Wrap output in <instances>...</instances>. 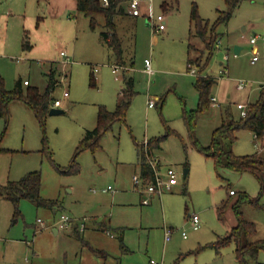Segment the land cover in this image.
Segmentation results:
<instances>
[{
  "label": "rangeland",
  "instance_id": "obj_1",
  "mask_svg": "<svg viewBox=\"0 0 264 264\" xmlns=\"http://www.w3.org/2000/svg\"><path fill=\"white\" fill-rule=\"evenodd\" d=\"M164 1L170 4L168 8ZM46 2L30 0L25 10L22 0L17 3L20 15L17 9L12 16L0 14V73L8 89L22 78L45 90L50 67L69 72L52 92L61 99L59 108L64 112H48L41 121L24 101L15 99L9 103L8 117H0V185L40 170V194L56 203L53 207L38 205L28 197L15 203L0 189V264H148L151 258L162 264H241L233 241L219 252L208 245L225 236L236 222L230 203L223 219L217 206L230 198V188L247 191L257 203L245 201L241 210L256 224L254 239L264 237L261 182L256 173L216 165L212 156L199 150L189 135L184 113L198 106L195 82L199 75L210 74L218 79L212 86V95L223 100L222 106L230 103L234 118L240 117L237 103L247 99L251 87L250 100L256 97L264 82L263 67L261 60L251 62L254 51L250 38L254 30H260L256 24L264 23V0H241L230 18L218 23L220 10L228 9L225 0H143V12L166 16L167 28L156 32L145 13L129 14V0H120L123 10L115 20L117 32L123 38L124 55L133 64L125 73L133 76L137 93L126 122L115 121L100 137L98 147L79 151V171L74 173L63 170L70 167L85 128L95 126L99 104L116 108L124 72L113 70L115 54L102 36L109 30L103 14H97L98 24L93 29L89 17L77 8L63 12L57 4L48 9ZM54 2L64 4V0ZM194 3L200 16L208 21L209 30L215 29L207 40L221 37L220 48L213 50L207 67L197 73L188 70V55L204 60L203 51L210 43L195 32L190 34ZM25 31L33 44L31 49L22 46ZM236 44L242 46L238 53L234 50ZM62 50L69 55L66 66ZM206 53L209 55V50ZM225 54L229 58L225 61L227 73L220 63ZM146 58L152 62L153 75L144 71ZM92 75L96 84L91 82ZM238 79L251 85L239 90ZM66 89L68 96L63 95ZM150 97L156 100L151 107ZM222 113L224 108L214 105L200 113L196 137L202 146L211 144ZM166 133L162 147L150 152L175 168L178 183L143 204L132 180L139 171L136 143L143 144ZM226 143L235 154H254L264 159V136L256 137L248 128L237 131L235 142ZM185 168L189 170L186 176ZM108 186L113 189L104 191ZM62 213L75 218L64 228L58 225ZM192 214L200 217L197 229L191 226ZM83 220L88 228L79 237L72 232L73 222ZM99 225L105 229H99ZM54 227L59 228L58 233ZM122 228L128 251L122 245ZM166 229L171 230L169 240L165 239ZM183 229L187 230L186 237ZM250 261L264 263V249Z\"/></svg>",
  "mask_w": 264,
  "mask_h": 264
},
{
  "label": "trees",
  "instance_id": "obj_2",
  "mask_svg": "<svg viewBox=\"0 0 264 264\" xmlns=\"http://www.w3.org/2000/svg\"><path fill=\"white\" fill-rule=\"evenodd\" d=\"M103 1V0H102ZM101 0H78L77 8L90 19V27L95 28L98 24L97 14H103L105 17V24L109 28L102 32L103 40L113 50L117 63L123 62V44L122 37L117 32L116 17L122 13V7L119 6L120 0H108L105 5ZM228 4V9L220 10L217 22L228 20L233 12L241 2V0H225ZM165 8L169 7L167 1L163 2ZM191 27L190 33L195 32L204 40H207L209 33L208 21L202 18L198 12L197 4L194 3L191 10ZM214 27L212 28V30ZM211 30V31H212ZM210 47L214 40H209ZM212 43V44H211ZM22 46L24 49L31 48L32 44L29 40V34H24ZM213 50L211 48L210 54L206 59L198 58L194 63L199 67L197 71H202L208 64V60ZM61 71L58 72L56 68H51L47 73L48 83L45 90H40L37 85L28 84L23 86L21 79L17 80L14 87L8 89L5 87L4 77L0 73V117H8V105L12 100L19 99L24 101L36 114V116L43 121L46 113L53 107V102L56 99L52 92L54 87L60 82ZM91 82L95 84V77L91 76ZM126 85L122 90L119 102L114 110L108 109L105 104H99L97 124L92 129H87L77 147L76 154L72 159V163L68 169L63 170L67 173L78 172L79 168L76 165V156L80 150L90 147L92 149L99 146V139L112 127L117 120L125 121L128 109L131 105L132 98L136 93L133 87L132 77H127ZM216 82L215 77L211 75H199L195 86L199 93V103L197 108L190 111H185L184 120L188 128L189 135L194 138L195 145L199 150H202L208 156H212L216 165H224L237 170H248L256 173L261 182L264 191V159L256 157L254 154H235L228 146L226 141L231 143L237 140V131L242 128L250 129L256 137L264 136V85L261 87L259 97L249 104L248 113L245 116L234 118L232 115L223 118L221 124L214 128L212 134V141L209 146H202L196 137V123L199 115L211 105L212 86ZM168 133L158 136L154 139L148 140L149 150L160 148L163 140ZM45 141V139H44ZM138 153L141 160L142 175H151V167L146 162L144 146L138 144ZM42 175L40 170H33L27 172L19 180H10L6 184L0 185L1 194L5 197L11 198L15 203L21 197H28L34 200L38 205L54 206L56 200L44 199L41 194ZM236 193V191H235ZM230 198L217 206L218 215L223 219L225 208L230 203ZM245 201L257 203L250 197L247 191H238L235 202L233 203L234 213L237 223L230 229V231L221 238L209 243L210 246H215L219 252V248L230 241L235 243L236 257L241 264H252L250 260H256L261 249H264V237H257L255 222L244 217L241 210V204ZM204 247V246H201ZM256 264H264L258 261Z\"/></svg>",
  "mask_w": 264,
  "mask_h": 264
},
{
  "label": "built area",
  "instance_id": "obj_3",
  "mask_svg": "<svg viewBox=\"0 0 264 264\" xmlns=\"http://www.w3.org/2000/svg\"><path fill=\"white\" fill-rule=\"evenodd\" d=\"M143 0H129V13L131 15L137 16V15H141L143 13L142 11V4ZM103 3L105 5L108 4V0H103ZM149 24L152 25V30L153 31H160V30H164L166 28V16L164 13H159L157 15H154L153 12H147L146 13ZM256 41V35H253L250 38V42H255ZM221 44V40L218 39L215 42L216 47H219ZM61 55L64 56L66 59L63 60L62 62L64 63V66H66L69 63V55L67 54V52L65 50L61 51ZM260 56V51L257 48V50L254 52V55L252 56L251 61L254 62L256 61ZM224 58L227 59L228 55L225 54ZM189 71L191 73H197V69L196 67H193L191 65V63L189 64ZM122 68H125L124 65L119 64V63H113V70L115 72H119L120 70H122ZM98 67L94 68V71H97ZM145 71L149 74L152 75L154 73V69L152 66V62L149 58L145 59ZM224 73H227V68L224 67L223 69ZM69 72H66L65 70L63 72H61L60 75V81L67 79ZM62 77V79H61ZM117 78L119 77L118 75L116 76ZM23 82L25 84L29 83L28 79H24ZM247 81L244 79H238L237 82V88H244L246 85ZM64 96H68L69 95V91L66 89L64 90L63 93ZM62 105V101L60 98H56L53 102V107H59ZM148 105L149 106H153L155 105V99L153 98H149L148 101ZM211 105L214 106H220V102L217 98L216 95H212L211 96ZM238 108H240L241 111V115L245 116L248 113L247 110V104L245 102H238L237 103ZM256 136V134H255ZM144 146V152H145V158H146V162L150 165L151 167V175H142V173H137L134 174L133 176V180H134V186L135 188L139 189L140 191H142V199L141 202L143 204H149L151 202V197L155 194H158L159 196H161L165 191L170 190L173 188V186L175 184L178 183V177H177V172L175 170V168L171 165H166L164 163L161 162L160 158H158L157 156L153 155L149 148H148V140H146L143 143ZM112 186H108L107 188H104V191H109L112 190ZM230 193H235V189H230ZM40 220V219H39ZM75 218H73L71 215H69L68 213H62L60 215V218L58 220V225L60 228H64L67 227L70 222L74 221ZM79 222V221H78ZM190 223L191 226L195 229H197L200 225V217L198 214H192L190 216ZM85 220L80 221L79 222V228L80 229H84L85 228ZM171 230L170 229H166L165 230V239L169 240L171 235ZM182 234L184 237L187 236V230L183 229ZM148 264H162L159 261L155 260V259H150Z\"/></svg>",
  "mask_w": 264,
  "mask_h": 264
},
{
  "label": "crops",
  "instance_id": "obj_4",
  "mask_svg": "<svg viewBox=\"0 0 264 264\" xmlns=\"http://www.w3.org/2000/svg\"><path fill=\"white\" fill-rule=\"evenodd\" d=\"M21 1L22 0H0V14H2L3 16H12V14H15V12H14V10H16L17 9V11H19V15H20V11H21V8H20V4H17L18 2H20L21 3ZM29 1L30 0H25V8L23 7V9H25L26 10V7L28 6V4H29ZM37 1V0H36ZM55 4H57V6H58V8L61 10V11H69L70 9H73V8H77V4H78V0H64V4H61V3H58V2H54V0H47V2H46V5H47V8L48 9H51V8H54V6H55ZM241 4V3H240ZM239 4V5H240ZM170 5V4H169ZM238 5V6H239ZM237 6V7H238ZM78 9V8H77ZM236 9V8H235ZM143 13H145V11L143 12ZM147 13V12H146ZM145 13V14H146ZM130 14V13H129ZM134 16V15H133ZM40 17V16H39ZM38 17V18H39ZM41 18V17H40ZM190 27H191V25H190ZM256 27L257 28H259L260 30H259V32L258 31H255L254 30V33L255 34H252L251 35V37L253 36V35H256V41L255 42H250L252 45H251V48L253 49V51L255 52L256 50H257V48L259 49V51H260V56H259V58L256 60V61H258V60H261V63H262V67H263V72H262V76L263 77H261L263 80H264V23L263 24H256ZM166 28H167V25H166ZM165 28V29H166ZM164 29V30H165ZM214 30L215 29H213L212 31H209V33H211V32H214ZM242 30H245V26H243L242 27ZM27 31H25V33H26ZM217 32V31H216ZM24 33V34H25ZM28 33V32H27ZM208 33V34H209ZM218 33V32H217ZM191 34V33H190ZM243 37H245V33H243V35H242ZM246 37H247V35H246ZM24 38V37H23ZM219 39H221V37H220V35H219ZM29 40H30V37H29ZM218 40V39H217ZM204 41H206V40H204ZM30 42H31V40H30ZM215 42H216V40L214 39V42H213V44L211 45V47L210 46H207L206 48H205V51H203V53L205 54V57H204V59H206L207 57H208V55H207V53H206V51H208L209 50V54H210V50H211V48H212V50H214V49H216V48H220V46L219 47H216V45H215ZM31 44H32V42H31ZM122 44H123V38H122ZM208 44V43H207ZM236 45H239V44H236ZM189 46L190 47H192V44H189ZM189 46H188V50L190 51V48H189ZM240 46V50L242 49V46L241 45H239ZM33 47V44H32V46H31V48ZM31 48H29V49H31ZM240 52V51H239ZM213 53V52H212ZM236 53V52H235ZM223 59H224V61H221L220 63H221V65L222 66H224L225 68H228L227 66H225V61L227 60V59H229V58H227V59H225L224 58V56H223ZM194 60H195V58L193 57V55L191 56V55H188V58H187V66H188V68L190 67L189 66V64L191 63V65L193 66V67H196L197 68V70L199 69V67L194 63ZM59 61V60H58ZM131 62H132V60H131ZM252 62V61H251ZM255 62V61H254ZM114 63H117V60H116V56H115V61H114ZM144 63H145V61H144ZM253 63V62H252ZM122 65H124L125 66V68H122V71L124 72V74H123V80H124V85L122 86V88H121V90L119 91V94H118V98H117V103H116V106H117V104H118V102H119V99H120V97H121V94H122V90H123V88L125 87V85H126V79L125 78H129V77H132V80H133V87H134V78H133V76L132 75H126V73H125V70L127 69V66H129V65H133V64H129V62L127 61V59H126V57H125V55H124V50H123V62H122ZM208 65V64H207ZM207 67V66H206ZM205 67V68H206ZM204 68V69H205ZM203 69V70H204ZM51 70V67L49 68V70L47 71V73L49 72ZM189 70V69H188ZM202 70V71H203ZM144 71H145V66H144ZM202 71H199V72H202ZM146 72V71H145ZM47 73H46V75H47ZM147 73V72H146ZM148 74V73H147ZM153 75V74H152ZM204 75H210V74H204ZM212 76V75H211ZM213 77H215V76H213ZM119 78V77H118ZM261 78H259L260 80H261ZM19 79H21V81H22V83H23V86L25 87V86H27L28 84H31V82H29L28 84H25L24 82H23V80L24 79H22V78H18L17 80H19ZM47 79H48V76H47ZM215 79H216V82L215 83H217L218 82V79L215 77ZM16 80V81H17ZM16 81H15V83H16ZM48 83V82H47ZM214 83V84H215ZM95 84H96V79H95ZM251 84H250V82L248 83H246V85H245V87L244 88H238L239 90H244V89H246L248 86H250ZM264 85V82L263 83H260V86H259V88H258V91H257V93H256V97L255 98H253V100H250V94H251V92H252V87H251V89L248 91V93L246 94L247 95V99L245 100V99H241L240 101H242V102H245L248 106H249V104L250 103H252V102H254L258 97H259V92H260V89H261V87ZM39 87V86H38ZM41 90V89H40ZM134 90H136L135 88H134ZM43 91V90H42ZM136 93H137V90H136ZM135 93V94H136ZM134 94V95H135ZM134 97V96H133ZM217 98H218V100L220 101V108H224V113H222V118H221V122H222V120H223V118H225V117H228V116H230V115H232V116H234L233 115V111H232V109H231V106H230V103L229 102H226V104L224 105V106H222V102H223V100H221L218 96H217ZM155 99H161V97H159V96H156L155 97ZM132 100H133V98H132ZM240 101H238V102H240ZM103 104V103H102ZM131 104H132V102H131ZM155 104H156V100H155ZM131 106V105H130ZM149 107H151V106H149ZM130 108V107H129ZM237 108H238V106H237ZM109 109V108H108ZM195 109V108H194ZM238 109H240V108H238ZM111 110V109H110ZM114 110V109H113ZM128 111H129V109H128ZM127 114H128V112H127ZM240 114H241V111H240ZM97 116H98V114H97ZM241 116V115H240ZM234 117H236V116H234ZM126 118H127V115H126ZM122 122H126V119H125V121H122ZM96 124H97V121H96ZM96 124H95V126H96ZM221 124V123H220ZM94 126V127H95ZM219 126V125H218ZM94 127H92V128H94ZM92 128H85V132H84V135H85V133H86V130L87 129H92ZM169 133V132H168ZM255 135V134H254ZM158 137V136H157ZM167 137V136H166ZM156 138V137H155ZM154 139V138H153ZM164 141V140H163ZM163 143V142H162ZM138 144L139 143H136V150H137V154H138V156H139V153H138ZM161 147H162V144H161ZM160 147V148H161ZM154 149H156V148H154ZM152 151H154V150H152ZM189 171V170H188ZM142 172V169H141V160H140V156H139V171L137 172V173H141ZM188 174V173H187ZM134 176V175H133ZM133 176H132V180H133ZM133 184H134V180H133ZM135 187V186H134ZM139 193H140V195H141V199H142V191H140L139 189H137V188H135ZM231 189V188H230ZM230 189H229V194H230V199H231V201H230V204L232 205V208H233V203L235 202V200H236V197H237V191H236V193H230ZM233 189V188H232ZM231 196L233 197L234 196V198L232 199L231 198ZM226 199H223V201L221 202V203H223L224 201H225ZM220 203V204H221ZM219 204V205H220ZM234 210V209H233ZM224 215V214H223ZM237 223V219H236V222H234L233 223V225H232V227L235 225ZM105 227V226H104ZM231 227V228H232ZM86 228H88V224L86 223V225H85V228L84 229H80L79 228V222L78 221H76V222H73V227H72V232L75 234V235H77V236H79L80 237V233L81 232H84L85 230H86ZM102 227L99 225V229H101ZM230 228V229H231ZM102 229H105V228H102ZM54 230H55V232L56 233H58L59 232V228H57V227H54ZM108 230V229H107ZM230 230H228L227 231V233L229 232ZM110 231L108 230V233H109ZM123 232H124V229L122 228L121 229V237H122V245H124V248H125V250L126 251H128L129 250V248L128 247H125V244H124V242H123ZM110 234H112V233H110ZM112 236H113V234H112ZM81 238H84V237H81ZM82 240H84V239H82ZM88 245H89V243H88V241L86 242ZM90 246V245H89ZM91 248H92V250L96 253V248H93V246H90ZM99 252V251H98ZM100 257H103V258H105V256H101L100 255Z\"/></svg>",
  "mask_w": 264,
  "mask_h": 264
},
{
  "label": "water",
  "instance_id": "obj_5",
  "mask_svg": "<svg viewBox=\"0 0 264 264\" xmlns=\"http://www.w3.org/2000/svg\"><path fill=\"white\" fill-rule=\"evenodd\" d=\"M149 23V21H148ZM234 50L236 53H238L240 51V46L239 45H235L234 46ZM51 114H54V113H61V112H64V109L62 108H59V107H52L49 111ZM188 173V168H185L184 169V175L186 176Z\"/></svg>",
  "mask_w": 264,
  "mask_h": 264
}]
</instances>
